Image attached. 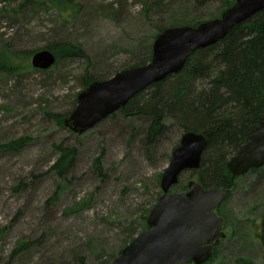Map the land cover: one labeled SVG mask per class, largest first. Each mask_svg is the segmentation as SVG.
Wrapping results in <instances>:
<instances>
[{"label": "rangeland", "instance_id": "rangeland-1", "mask_svg": "<svg viewBox=\"0 0 264 264\" xmlns=\"http://www.w3.org/2000/svg\"><path fill=\"white\" fill-rule=\"evenodd\" d=\"M24 1H0V49L7 44L40 51L70 43L89 61L65 60L53 72L16 77L0 72V145L27 141L0 154V264H112L149 230V214L162 196V177L183 132L169 120L149 145L151 120L144 115L119 111L83 135L61 126L60 119L76 109L85 73L112 78L145 57L159 29L174 19L221 18L230 0L199 8L182 0H72L79 6L75 14L27 8L17 19L3 10ZM59 147L77 152L65 180L51 172ZM97 159L102 175L94 167ZM195 175L184 172L171 193L187 192ZM233 183L234 193L222 208L226 237L206 264H234L244 256L264 264L253 229L264 214V168ZM26 242L28 248L17 252Z\"/></svg>", "mask_w": 264, "mask_h": 264}, {"label": "trees", "instance_id": "trees-1", "mask_svg": "<svg viewBox=\"0 0 264 264\" xmlns=\"http://www.w3.org/2000/svg\"><path fill=\"white\" fill-rule=\"evenodd\" d=\"M182 1L192 3L198 8L210 2H224V0ZM235 1L225 2L226 8L222 15L235 4ZM27 8L55 10L70 15L75 14L79 6L72 0H25L12 11L6 8L3 10L11 19H17ZM170 10L171 8L168 12ZM202 23L203 21L197 17L191 20L174 19L171 24L159 29V34L168 28L198 27ZM42 50H49L56 56L55 66L48 71H41L43 73L53 72L65 60L82 58L89 61L84 51L75 44L59 43ZM36 52L38 51L12 50L7 44L3 45L0 49V72L16 77L34 71L31 57ZM152 54L153 45L146 56L136 64L120 70L146 66L151 61ZM104 80L107 78L85 73L81 77L80 92L86 90L94 81ZM79 94L74 100V107L77 105ZM120 111L127 116L144 115L151 120L147 133L149 145H153L157 137L167 129L169 120H174L183 134L187 132L203 134L208 143L202 166L196 171L195 180L205 189L230 187L235 179L227 169L230 157L264 121V9L248 22L233 28L228 36L216 45L191 53L180 73L154 84L134 97ZM60 125L65 126L62 118ZM26 142L25 139H20L0 145V154L17 151ZM59 149L60 157L51 167V172L65 180L74 166L77 152L74 148ZM94 167L102 175L101 159L95 161ZM28 245L27 242L20 245L17 252L26 250ZM234 264L252 262L238 260Z\"/></svg>", "mask_w": 264, "mask_h": 264}, {"label": "water", "instance_id": "water-1", "mask_svg": "<svg viewBox=\"0 0 264 264\" xmlns=\"http://www.w3.org/2000/svg\"><path fill=\"white\" fill-rule=\"evenodd\" d=\"M263 9L264 0H236L221 18L198 27L166 29L154 41L152 59L146 66L94 81L81 92L76 109L64 120L65 127L78 135L94 129L140 93L180 73L191 53L216 45L233 28L248 22ZM55 64L56 56L49 50L38 51L31 57V65L38 71H48ZM207 143L203 134H183L163 174L162 196L149 214V230L139 234L112 264H206L213 258L216 245L226 237L225 221L215 211L232 195V190L205 189L193 180L187 192L171 193L184 172L201 168ZM263 166L264 121L230 157L227 169L234 177H240ZM255 231L264 256V215L256 221Z\"/></svg>", "mask_w": 264, "mask_h": 264}, {"label": "flooded vegetation", "instance_id": "flooded-vegetation-1", "mask_svg": "<svg viewBox=\"0 0 264 264\" xmlns=\"http://www.w3.org/2000/svg\"><path fill=\"white\" fill-rule=\"evenodd\" d=\"M264 168V166L263 167H261V168H259V169H251L250 171H248V172H255V173H259V172H261V170ZM247 172V173H248ZM246 173V174H247ZM245 175V174H244ZM244 175H242V176H244ZM241 177V176H240ZM235 179L236 178H239V177H234ZM234 187H235V184L232 182V184H231V186L230 187H227V188H220V189H222L224 192H226V191H228V190H232V195H233V193H234ZM232 195L222 204V205H220V206H218L217 207V209H216V213H217V215L220 217V218H223L224 219V227H223V232H224V230H225V228H226V226H227V216L224 214V212L222 211V208L225 206V204H226V202H228L230 199H231V197H232ZM264 215V214H263ZM263 215H261L260 217H262ZM260 217H258L255 221H254V238L257 240V241H259L260 242V251H261V241H260V239L256 236V231H255V223H256V221L260 218ZM247 222V221H246ZM221 240H223V239H221ZM221 240L218 242V244L216 245V247H215V249H214V255H215V252H217V250H218V246H219V243L221 242ZM261 253H262V251H261ZM213 255V256H214ZM264 258V257H263ZM238 260H245V261H249V262H252L251 261V259L250 258H248V257H245L244 256V258H237L236 260H234V262H236V261H238Z\"/></svg>", "mask_w": 264, "mask_h": 264}]
</instances>
